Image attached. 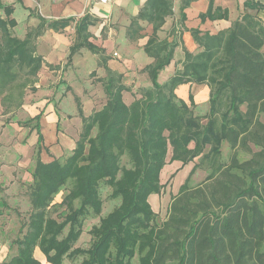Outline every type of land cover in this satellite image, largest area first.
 <instances>
[{
    "label": "trees",
    "instance_id": "trees-1",
    "mask_svg": "<svg viewBox=\"0 0 264 264\" xmlns=\"http://www.w3.org/2000/svg\"><path fill=\"white\" fill-rule=\"evenodd\" d=\"M191 1L182 0L180 9ZM262 8L245 0L244 12L229 27L212 34L190 29L196 50L183 49L180 66L160 82L178 45L157 35L172 14V1L146 0L126 37H142L139 21L152 25L143 44L151 57L142 67L147 85L132 91L126 102L123 93L131 88L123 74L104 65L106 74L98 81L106 100L87 116L79 110L81 130L70 153L43 161L35 150L32 211L25 232L13 241L16 253L5 264H42L36 248L48 264L77 256V264H133L134 258L137 264H264V22L251 13ZM13 11V4L0 0V95L15 80V66L37 75L43 58L36 53V39L47 29L62 31L71 20L38 14L37 25L18 38L12 34ZM227 14L209 0L199 17L225 19ZM89 25L86 17L76 22L68 62L80 48L103 53L89 41ZM191 84L209 88L205 122L192 110V95L188 104L177 94L180 85ZM40 116L26 123L35 120L38 141ZM196 158L193 170L205 164L204 179L190 185L188 176L158 223L149 197L162 189L164 166ZM100 182L118 205L91 226L87 248L74 247L85 217L101 212ZM64 189L59 206L67 212L57 219L49 207Z\"/></svg>",
    "mask_w": 264,
    "mask_h": 264
},
{
    "label": "rangeland",
    "instance_id": "rangeland-1",
    "mask_svg": "<svg viewBox=\"0 0 264 264\" xmlns=\"http://www.w3.org/2000/svg\"><path fill=\"white\" fill-rule=\"evenodd\" d=\"M24 1L27 4L33 2L32 0ZM16 8L13 17L18 24L12 29V34L23 38L25 32L33 26L28 24L22 5H17ZM36 10L37 8H34L35 12ZM36 53L42 56L37 50ZM102 56L100 53L88 56L83 51H77L75 61H73V57L71 62H67V56L63 55L60 57L59 64L53 63V65L43 59V64L36 76L27 75V67L15 66V80L9 87L4 88L0 95V264H5L16 253L13 241L20 238L25 232L26 222L32 211L30 189L31 173L35 164V150L39 151L41 159L46 160L69 154L81 130L77 105L87 115L100 108L106 100L102 85L98 81V78H102L106 74L102 67L104 66ZM113 57L116 58V56ZM140 66L136 65L132 71L123 72V81L131 88L130 92L123 93L126 102L131 100L132 91L148 83V78ZM177 67L178 65H174V69ZM165 72L166 70L159 74L160 82L165 80ZM189 94L193 99V112L200 115L202 121L205 122L209 88L205 85H191L181 89L178 95L189 104ZM50 103L53 104L55 111L58 110L55 113L56 129H51L52 123L49 118L43 124L41 123L44 117L50 115L47 110V105ZM39 114H41L39 120L40 141H38L35 120L26 124L28 119ZM222 151L226 154L227 147L225 145ZM169 156L170 154L167 159ZM240 157L243 158L246 155L241 154ZM195 162H197V158L186 163L174 160L168 162L163 168L160 175L162 189L159 193L153 194L154 199L151 200V206L156 213L158 223L166 216L170 197L177 192L179 186L188 176H190V185L204 179L205 164L193 170ZM66 192L64 189L55 196L49 207L52 217L62 219V216L66 214L65 208L59 206V202ZM109 193L108 186L100 182L101 212L99 215L89 213L85 217L82 232L74 247L87 248L90 244L89 230L91 226L97 224L101 216L118 205L119 201L111 199ZM34 256L42 264H48L38 248L35 249ZM80 260L81 256L74 259L65 257L62 264H77ZM133 264H137L136 258L133 259Z\"/></svg>",
    "mask_w": 264,
    "mask_h": 264
},
{
    "label": "crops",
    "instance_id": "crops-1",
    "mask_svg": "<svg viewBox=\"0 0 264 264\" xmlns=\"http://www.w3.org/2000/svg\"><path fill=\"white\" fill-rule=\"evenodd\" d=\"M2 1L5 4H13V13L17 9V5H22V9L25 12L26 19H28V24L30 26L37 25L39 20L36 15L38 14L46 20L62 21L71 19L69 25L63 27L62 31L45 30L36 42V50L49 64H59L60 57L63 55L65 57L68 56L69 47L76 41L75 24L79 19L84 17L90 21L88 32L91 36L89 41L103 50V53H100L105 57L103 64L111 70L123 74L125 71H132L133 68L135 69L136 65H141L140 67H143L151 61V57L146 55L143 51V44L152 32L151 24L145 21H139L144 27L141 32L142 37L136 40H129L126 37L127 26L131 19L138 14L146 0H108L107 3H102L99 0H32L33 2L30 4L25 3L24 0ZM171 1L172 14L166 17L164 24L157 32L159 38L167 36L169 41L175 39L178 43L174 49L170 64L161 71L163 73L166 70L164 78H167L172 73L174 65L180 66L184 54L183 49L190 52L196 50L197 44L191 36L190 29H199L212 34L229 27L231 22L238 19L244 12L243 2L245 0H212L214 7L226 9L228 13L227 18L215 20H201L199 17L200 13L206 11L209 0H192L189 5L183 9H180L182 0ZM255 1L264 5V0ZM34 8H37L36 12ZM30 11L32 12L31 14H29ZM251 13L256 14L264 22V8L259 11H252ZM169 32H171V35H169ZM79 51H83L88 56L95 54L86 48H80L78 52ZM76 55L77 52L72 55V58L74 57L73 61H75ZM113 56H116V58ZM102 67L105 69L104 66ZM191 85H180L177 88V94H179V91L184 87L188 88ZM71 90H73V88H71ZM179 97L181 96L179 95ZM77 108L79 110L81 109L84 116L90 114L88 113L85 115L79 105H77ZM47 110L50 112V115L44 117L41 123L43 124L49 118V121L52 123L51 129H56L55 113L58 110L55 111L51 103L47 105ZM49 150L51 151V147ZM42 160L49 161L50 159L46 160L43 158ZM153 197L154 195H150V203L151 200L154 199Z\"/></svg>",
    "mask_w": 264,
    "mask_h": 264
},
{
    "label": "built area",
    "instance_id": "built-area-1",
    "mask_svg": "<svg viewBox=\"0 0 264 264\" xmlns=\"http://www.w3.org/2000/svg\"><path fill=\"white\" fill-rule=\"evenodd\" d=\"M100 2H102V3H107L108 2V0H99Z\"/></svg>",
    "mask_w": 264,
    "mask_h": 264
}]
</instances>
